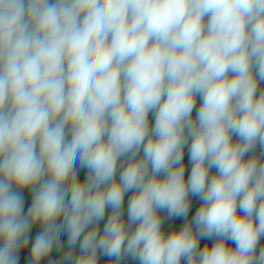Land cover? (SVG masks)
I'll use <instances>...</instances> for the list:
<instances>
[{
    "label": "clouds",
    "instance_id": "obj_1",
    "mask_svg": "<svg viewBox=\"0 0 264 264\" xmlns=\"http://www.w3.org/2000/svg\"><path fill=\"white\" fill-rule=\"evenodd\" d=\"M258 81L264 0H0V264L37 223L31 264L62 229L74 264H264V162L245 159L264 150ZM13 185L33 190L27 215ZM190 194L202 204L165 235L159 212L187 217Z\"/></svg>",
    "mask_w": 264,
    "mask_h": 264
},
{
    "label": "water",
    "instance_id": "obj_2",
    "mask_svg": "<svg viewBox=\"0 0 264 264\" xmlns=\"http://www.w3.org/2000/svg\"><path fill=\"white\" fill-rule=\"evenodd\" d=\"M207 20V18H205ZM261 91H264V81H258V86H257V95ZM201 104V99L199 96L196 98V107L193 109V119L196 117V112ZM149 123L150 127L154 125V114L149 113ZM238 137L235 135L233 136V140L236 141ZM191 145V139L189 138L187 143L185 144L184 147V157H183V164L185 166V180H187L188 176L190 175L191 172V163L189 161V148ZM143 154V148H141V152L139 156L137 157L138 159L142 156ZM256 155L260 157L261 161L264 162V150H262L261 146L259 143H257L254 151L246 153L245 159L250 158L251 156ZM128 157H122L118 161L117 165V179L119 178L120 172L122 171L123 167L126 166L128 162ZM77 170H78V175L79 179L81 182L86 178L87 176V169L86 167H81L79 163L77 164ZM216 174V169H210L209 171V178H211L212 175ZM13 190L14 191H20L21 196L23 197L24 200V208H23V215H27L28 209L31 206L32 202V195H33V190L26 188L23 190L17 189L15 185H13ZM133 195V192H127L125 193L124 197V205H123V210H122V219L124 220L125 224L127 225L128 223V201ZM189 199L191 201V207L188 213L187 217H169L166 211H160L159 214L163 220L162 223V231L165 233V235L171 233L173 230H179L183 225L187 222H191L193 216L195 215L196 210L199 208V206L202 204V201L199 197L189 195ZM111 208H107L105 211V216L104 218L96 224V222L93 223V225H90L89 228L98 226L100 232H103V228L105 223L107 222L108 216L111 214ZM240 210L238 209V212ZM63 218L61 217L60 220L57 221V223H62ZM136 225H132L130 230H134ZM193 229L195 230V225L193 224ZM42 226L37 223L33 225L29 232H28V244L27 245H21L20 249L17 252V255L19 257L18 259V264H31V248L32 244L35 241L36 236L42 231ZM88 229H85V232H87ZM83 237H81L82 239ZM216 237L212 238H201L200 239V248L202 249L205 245L211 247L215 241ZM80 241L77 242L76 246L71 250L72 251V258L69 260H65L64 256L67 254L69 251L68 249V232L66 229H62L59 233V242L54 243L52 250L49 254L48 257L43 259L40 264H50V262H55V264H74L75 258L80 254V248H79ZM227 245L229 247H232L233 249L235 248V244L233 241L228 240ZM264 247V236H261L260 240L258 241L257 244V253L259 252V249ZM97 264H109V262L114 259L111 257H108L104 255L100 250L97 252ZM120 264H140L138 259H134L131 256H123L121 258ZM181 264H187L186 259L181 260Z\"/></svg>",
    "mask_w": 264,
    "mask_h": 264
}]
</instances>
